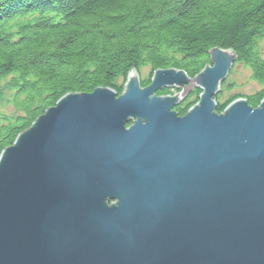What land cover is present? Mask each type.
I'll return each instance as SVG.
<instances>
[{
    "label": "water",
    "instance_id": "95a60500",
    "mask_svg": "<svg viewBox=\"0 0 264 264\" xmlns=\"http://www.w3.org/2000/svg\"><path fill=\"white\" fill-rule=\"evenodd\" d=\"M209 55L195 79L69 94L21 133L0 155V264H264V99L218 115L238 57Z\"/></svg>",
    "mask_w": 264,
    "mask_h": 264
},
{
    "label": "trees",
    "instance_id": "16d2710c",
    "mask_svg": "<svg viewBox=\"0 0 264 264\" xmlns=\"http://www.w3.org/2000/svg\"><path fill=\"white\" fill-rule=\"evenodd\" d=\"M263 38L264 0H0V80L10 79L22 113L3 118L0 155L69 94L109 88L120 96L129 74L145 68L195 79L214 49L251 69L262 86L247 97L256 109L264 99ZM240 97L218 105V114ZM191 106L174 111L184 117Z\"/></svg>",
    "mask_w": 264,
    "mask_h": 264
},
{
    "label": "rangeland",
    "instance_id": "374dc122",
    "mask_svg": "<svg viewBox=\"0 0 264 264\" xmlns=\"http://www.w3.org/2000/svg\"><path fill=\"white\" fill-rule=\"evenodd\" d=\"M258 46H259V51L262 53L264 57V38L259 41ZM210 65L211 63L209 64V66ZM138 73L141 82L150 81L153 77V73L149 68H145ZM9 81H10L9 78L0 80V89L2 91V95L0 96V128L2 125H4V122L2 121L3 118L6 117L16 118L22 114L20 111L16 109L15 105L12 102L13 100L12 96L14 92L11 90L9 86ZM126 83L127 80L126 82H124V89ZM261 89L262 86L253 80V74L251 69L237 62L230 71L229 76L227 77L225 82L222 84L221 93L217 96L216 102L217 105H224L233 96H241L240 98H247L257 93ZM195 90L197 89L192 88L190 94L186 97L185 100L181 102L178 108L181 106L187 108L188 104H190L192 106L188 108L189 111L193 106H195L199 102L198 101L197 103H194L197 98L199 99V96L197 94H194ZM181 91L182 90H178V91L169 90L170 93L169 96H173L174 94L180 93ZM227 108L228 107H226V109ZM222 114H224V112Z\"/></svg>",
    "mask_w": 264,
    "mask_h": 264
},
{
    "label": "flooded vegetation",
    "instance_id": "af4514ba",
    "mask_svg": "<svg viewBox=\"0 0 264 264\" xmlns=\"http://www.w3.org/2000/svg\"><path fill=\"white\" fill-rule=\"evenodd\" d=\"M169 90H174V91H178V90H176V89H169ZM169 90H166V91H168V92H169Z\"/></svg>",
    "mask_w": 264,
    "mask_h": 264
}]
</instances>
